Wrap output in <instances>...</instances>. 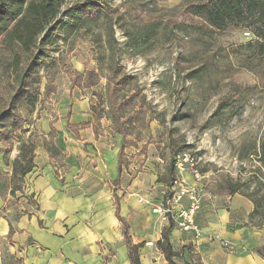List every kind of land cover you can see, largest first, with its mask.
Listing matches in <instances>:
<instances>
[{
	"label": "rangeland",
	"instance_id": "374dc122",
	"mask_svg": "<svg viewBox=\"0 0 264 264\" xmlns=\"http://www.w3.org/2000/svg\"><path fill=\"white\" fill-rule=\"evenodd\" d=\"M82 1L65 0L62 8ZM208 1L89 0L95 19L21 63L39 69L37 99L17 105L19 127L14 131L7 121L0 153L21 148L31 165L47 156L58 175L74 146L82 150L79 162L95 166L124 137L122 168L129 176L143 168L157 184L158 201L150 193L139 199L152 211L166 209L175 178H184L199 203L204 190L226 192L230 177L253 180L264 137V40L242 22L207 27L193 11ZM14 72L0 66V110L18 86ZM71 101L88 113L80 141L65 127ZM88 136L93 140L82 143ZM181 152L193 168H176ZM20 162L18 173L26 165ZM13 180L21 183L19 175ZM154 214L173 221L170 212L167 219Z\"/></svg>",
	"mask_w": 264,
	"mask_h": 264
},
{
	"label": "crops",
	"instance_id": "0c3cea01",
	"mask_svg": "<svg viewBox=\"0 0 264 264\" xmlns=\"http://www.w3.org/2000/svg\"><path fill=\"white\" fill-rule=\"evenodd\" d=\"M68 106L69 122L78 125L79 136L88 113L76 102ZM87 138L82 143L93 140ZM119 147L90 166L79 162L82 150L74 146L58 175L47 156L45 163L41 158L21 174L13 167L17 147L0 153V264H131L117 206L132 244L140 245L141 264H169L156 245L164 230L177 264H264V255L257 252L264 247V225L250 221L253 203L247 197L204 190L194 216L203 236L196 237L170 220L159 221L151 205L139 202L149 193L158 201L157 184L143 168L130 176L122 164L119 169ZM18 175L20 184L13 180ZM191 194L171 206V215L190 204ZM219 239L228 241L229 248Z\"/></svg>",
	"mask_w": 264,
	"mask_h": 264
},
{
	"label": "trees",
	"instance_id": "16d2710c",
	"mask_svg": "<svg viewBox=\"0 0 264 264\" xmlns=\"http://www.w3.org/2000/svg\"><path fill=\"white\" fill-rule=\"evenodd\" d=\"M89 0L75 3L68 9H63L65 0H0V66L5 69L15 70L14 80L18 86L13 93L8 106L0 110V141L1 135L5 134L7 121L13 130L19 127L17 124L16 110L17 105H33L37 99L36 91L39 84L38 70L35 64L28 63L25 68L21 63H27L36 53L45 55L44 48L47 44L53 45L59 39H62V33L68 34L73 29H83L87 21L97 17L98 12ZM93 4V3H92ZM194 15H198L209 28L223 30L234 22L246 23L244 27L250 29L253 35L264 40V0H209L205 3H199ZM64 16L65 19H61ZM56 29H58L56 31ZM34 50H37L34 52ZM79 73L73 78L71 86L77 82ZM65 120V127L70 134L79 138L76 124H71L68 119ZM81 125V124H80ZM124 137L121 139L120 151L118 153L119 169L121 167L122 156L124 154ZM257 147L255 157L259 162L254 170L253 180L240 181L229 178L225 181V188L228 194L239 193L247 197L252 203L253 208L248 214L250 221L257 226L264 225V137ZM24 159L26 165L19 171L21 174L30 169V158L26 153L21 152L13 162L14 169L16 164ZM117 206L118 196L114 195ZM117 218L121 221L123 234L125 237L126 248L128 249V260L131 264H141L139 261V244H132L128 234L127 224L122 217ZM172 219L170 223H172ZM161 240L156 245L164 252L165 259L169 264H177L172 261V247L169 243V237L166 230L162 232ZM257 252L264 255V247Z\"/></svg>",
	"mask_w": 264,
	"mask_h": 264
},
{
	"label": "built area",
	"instance_id": "2783aa9c",
	"mask_svg": "<svg viewBox=\"0 0 264 264\" xmlns=\"http://www.w3.org/2000/svg\"><path fill=\"white\" fill-rule=\"evenodd\" d=\"M249 34V32H246ZM189 165L190 168L194 167V162L192 161V158L189 156L188 152H181L179 153L176 158H175V166L176 168L179 169V171L183 168L184 165ZM195 177L197 179H200L201 176L196 172L195 169H192ZM184 178L179 177L175 178L172 182V185L170 186L171 190V196L167 200V207L166 209L160 207V208H155L153 209L154 212H156L161 218L167 219L166 215L168 212H170V207L171 205L174 206L186 193H188L189 189L185 188L184 185ZM190 204L187 207L184 208H179L174 212L173 215H171V218H173L174 224L177 226V228L181 231H193L195 232L196 237H201L203 236V232L200 231L198 226L196 225L194 221V215L196 214L198 208H199V199L192 198L191 201L189 202ZM209 239L214 238L213 235H208ZM220 245L229 248V243L228 241L224 239H219Z\"/></svg>",
	"mask_w": 264,
	"mask_h": 264
}]
</instances>
